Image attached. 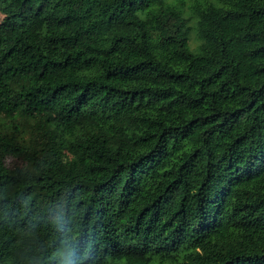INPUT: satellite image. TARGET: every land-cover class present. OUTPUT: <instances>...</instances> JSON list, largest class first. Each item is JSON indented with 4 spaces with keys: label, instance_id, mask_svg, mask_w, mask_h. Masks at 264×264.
<instances>
[{
    "label": "trees",
    "instance_id": "obj_1",
    "mask_svg": "<svg viewBox=\"0 0 264 264\" xmlns=\"http://www.w3.org/2000/svg\"><path fill=\"white\" fill-rule=\"evenodd\" d=\"M0 15V264H264V0Z\"/></svg>",
    "mask_w": 264,
    "mask_h": 264
},
{
    "label": "rangeland",
    "instance_id": "obj_2",
    "mask_svg": "<svg viewBox=\"0 0 264 264\" xmlns=\"http://www.w3.org/2000/svg\"><path fill=\"white\" fill-rule=\"evenodd\" d=\"M2 18H3V17L0 15V23H1V21H2Z\"/></svg>",
    "mask_w": 264,
    "mask_h": 264
}]
</instances>
